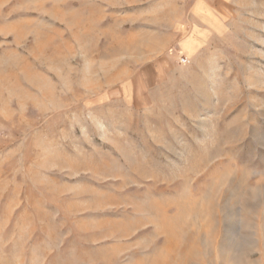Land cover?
I'll use <instances>...</instances> for the list:
<instances>
[{"label":"rangeland","instance_id":"374dc122","mask_svg":"<svg viewBox=\"0 0 264 264\" xmlns=\"http://www.w3.org/2000/svg\"><path fill=\"white\" fill-rule=\"evenodd\" d=\"M0 264H264V0H0Z\"/></svg>","mask_w":264,"mask_h":264}]
</instances>
